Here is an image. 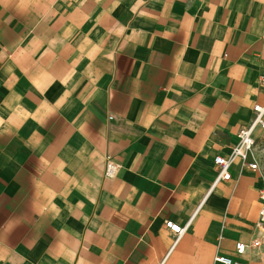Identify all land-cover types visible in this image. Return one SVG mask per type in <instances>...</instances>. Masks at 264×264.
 Here are the masks:
<instances>
[{
  "label": "crops",
  "instance_id": "crops-1",
  "mask_svg": "<svg viewBox=\"0 0 264 264\" xmlns=\"http://www.w3.org/2000/svg\"><path fill=\"white\" fill-rule=\"evenodd\" d=\"M263 77L264 0H0V264H264Z\"/></svg>",
  "mask_w": 264,
  "mask_h": 264
},
{
  "label": "built area",
  "instance_id": "built-area-1",
  "mask_svg": "<svg viewBox=\"0 0 264 264\" xmlns=\"http://www.w3.org/2000/svg\"><path fill=\"white\" fill-rule=\"evenodd\" d=\"M261 85L264 88V77L261 79ZM255 118L253 124L243 129L239 134V142L233 148L229 156H218L215 158V164L218 166V176L217 182L230 178V169L232 165L237 161H241L243 166H248L252 170L259 169V163L254 158V162H249L251 157H254L253 148L255 145V140L253 138V132L257 127H264V104H257L254 107ZM120 166L112 158H107L106 168H105V177L106 178H115L119 172ZM261 200H263V206L259 212V220L257 222V229L259 230L258 237L254 240L253 246L255 248L264 247V190L260 192ZM166 227L180 238L186 228L176 224L172 221L166 222ZM247 246L244 243H239L236 246V252L239 255H242L246 252ZM217 264H245L237 260H233L230 257L218 255L215 258Z\"/></svg>",
  "mask_w": 264,
  "mask_h": 264
},
{
  "label": "rangeland",
  "instance_id": "rangeland-1",
  "mask_svg": "<svg viewBox=\"0 0 264 264\" xmlns=\"http://www.w3.org/2000/svg\"><path fill=\"white\" fill-rule=\"evenodd\" d=\"M253 138L255 140L253 154L264 177V127L256 128L253 132Z\"/></svg>",
  "mask_w": 264,
  "mask_h": 264
}]
</instances>
